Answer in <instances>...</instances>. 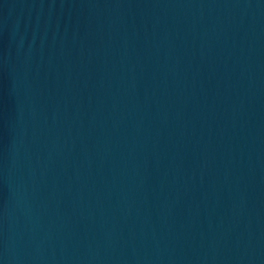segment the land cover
<instances>
[{"label": "water", "instance_id": "95a60500", "mask_svg": "<svg viewBox=\"0 0 264 264\" xmlns=\"http://www.w3.org/2000/svg\"><path fill=\"white\" fill-rule=\"evenodd\" d=\"M0 264H264V0H0Z\"/></svg>", "mask_w": 264, "mask_h": 264}]
</instances>
